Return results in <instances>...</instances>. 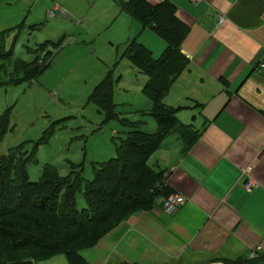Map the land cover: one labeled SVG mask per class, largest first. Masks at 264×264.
<instances>
[{
  "label": "crops",
  "instance_id": "obj_1",
  "mask_svg": "<svg viewBox=\"0 0 264 264\" xmlns=\"http://www.w3.org/2000/svg\"><path fill=\"white\" fill-rule=\"evenodd\" d=\"M145 1H170L189 28L181 45L189 65L164 102L199 138L188 149L179 135L166 139L149 160L166 172L171 195L188 200L173 214L163 209L166 198L158 200L103 238L94 258L90 250L85 257L91 264L257 259L264 255V0ZM137 31L132 39L162 57L166 42L142 24ZM249 176L258 185L251 193ZM41 262L63 264L57 256Z\"/></svg>",
  "mask_w": 264,
  "mask_h": 264
},
{
  "label": "trees",
  "instance_id": "obj_2",
  "mask_svg": "<svg viewBox=\"0 0 264 264\" xmlns=\"http://www.w3.org/2000/svg\"><path fill=\"white\" fill-rule=\"evenodd\" d=\"M120 7L167 44L160 58L137 40L131 41L124 53L140 73L148 76L142 90L151 100L148 112L157 129L146 132L141 122L124 121L129 129L126 137L116 146L113 158L94 164L91 180L84 177L81 165L71 163L66 176L57 167L45 165L40 179L34 182L27 168L33 155L28 156L21 147L0 155V264H36L58 255H64L68 264H91L85 257L88 250L132 215L150 211L158 200L171 195L166 172L148 164L151 156L173 134L184 140L186 149L199 138L192 125L178 118V109L164 102L190 62L181 49L188 26L178 19L177 8L170 1L156 6L145 0L120 1ZM5 38L6 33H0L1 71L11 56ZM47 47L41 45L30 63L17 60L15 83L35 79L51 66L49 62L43 70L35 68L41 54L46 53L47 58L53 55ZM114 89L109 73L90 97L109 119L116 117ZM6 121L7 116L0 118V138ZM79 195L85 207L79 208ZM224 264H264V255Z\"/></svg>",
  "mask_w": 264,
  "mask_h": 264
},
{
  "label": "rangeland",
  "instance_id": "obj_3",
  "mask_svg": "<svg viewBox=\"0 0 264 264\" xmlns=\"http://www.w3.org/2000/svg\"><path fill=\"white\" fill-rule=\"evenodd\" d=\"M120 1L128 0H0V33H6L11 52L0 70V118L7 116L0 155L20 147L33 155L27 164L31 181L40 179L47 164L66 176L71 163L81 165L91 180L94 164L113 158L126 137L124 121L141 122L146 132L157 129L147 111L151 100L142 90L148 76L124 55L141 24L121 10ZM46 44L53 55L41 54L35 68L51 66L35 79L15 83L17 60L30 63ZM109 73L115 84L112 119L90 100ZM78 204L85 207L81 195ZM60 258L68 264L64 255Z\"/></svg>",
  "mask_w": 264,
  "mask_h": 264
},
{
  "label": "built area",
  "instance_id": "obj_4",
  "mask_svg": "<svg viewBox=\"0 0 264 264\" xmlns=\"http://www.w3.org/2000/svg\"><path fill=\"white\" fill-rule=\"evenodd\" d=\"M191 1L194 3H198L201 0H191ZM223 21H224V18L220 20V22H223ZM250 172H251V168L246 170L245 173L249 175ZM257 186H258L257 183L249 176L248 181L245 184L246 190L249 193H251L253 192L255 188H257ZM187 200L188 199L181 194L170 195L168 198H166L164 205H163V209L167 214H173L177 212L178 210H180L186 204Z\"/></svg>",
  "mask_w": 264,
  "mask_h": 264
}]
</instances>
